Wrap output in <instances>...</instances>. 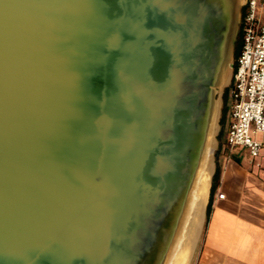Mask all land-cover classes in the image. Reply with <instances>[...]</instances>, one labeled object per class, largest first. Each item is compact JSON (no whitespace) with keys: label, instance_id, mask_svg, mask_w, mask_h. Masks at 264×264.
Masks as SVG:
<instances>
[{"label":"water","instance_id":"water-1","mask_svg":"<svg viewBox=\"0 0 264 264\" xmlns=\"http://www.w3.org/2000/svg\"><path fill=\"white\" fill-rule=\"evenodd\" d=\"M245 3L0 0V264L189 263Z\"/></svg>","mask_w":264,"mask_h":264},{"label":"crops","instance_id":"crops-1","mask_svg":"<svg viewBox=\"0 0 264 264\" xmlns=\"http://www.w3.org/2000/svg\"><path fill=\"white\" fill-rule=\"evenodd\" d=\"M225 135L226 130L211 212L193 264H264V150L251 159L245 149L227 148Z\"/></svg>","mask_w":264,"mask_h":264},{"label":"built area","instance_id":"built-area-1","mask_svg":"<svg viewBox=\"0 0 264 264\" xmlns=\"http://www.w3.org/2000/svg\"><path fill=\"white\" fill-rule=\"evenodd\" d=\"M240 36L228 88L224 144L245 149L256 159L264 150V0H246Z\"/></svg>","mask_w":264,"mask_h":264},{"label":"bare ground","instance_id":"bare-ground-1","mask_svg":"<svg viewBox=\"0 0 264 264\" xmlns=\"http://www.w3.org/2000/svg\"><path fill=\"white\" fill-rule=\"evenodd\" d=\"M206 171L207 172L203 176L202 181L199 185L197 197H196L194 204H193L194 205V214L192 217L191 226H189V228L187 230V234H186L185 239H184V242L180 246L172 264H188V256L187 255H188L189 248L192 246V244H190V242H191L190 239H192V237H193V241H194V238L196 235H198V231H199L200 226H201L202 209H203V206L205 204L207 189L209 186V177H210V173L212 171V166H210ZM194 229H196L195 233H194V231H192Z\"/></svg>","mask_w":264,"mask_h":264},{"label":"rangeland","instance_id":"rangeland-1","mask_svg":"<svg viewBox=\"0 0 264 264\" xmlns=\"http://www.w3.org/2000/svg\"><path fill=\"white\" fill-rule=\"evenodd\" d=\"M227 104H228V94H227L226 101L224 100V105H223V112L224 113L222 114V116H224V117H223V119H221V129H220V132L218 135L219 148L221 147L222 142H223V135H224V131H225V118H226V114H227V110H228ZM216 160H221V152L218 153V155H216L215 161ZM202 232H203V230H202ZM202 232L197 239V242H196L195 247H194L193 252H192L191 259H190L188 264H193L194 261L196 260L197 256H198V254H199L201 241H202Z\"/></svg>","mask_w":264,"mask_h":264},{"label":"trees","instance_id":"trees-1","mask_svg":"<svg viewBox=\"0 0 264 264\" xmlns=\"http://www.w3.org/2000/svg\"><path fill=\"white\" fill-rule=\"evenodd\" d=\"M240 46H241V36H240V33H239L238 40H237V43H236V54H235V58H236V56H237V54H238V52L240 50ZM227 94H228V89L224 93V100L225 101H226V98H227ZM223 117L224 116H222V119H223ZM219 150H220V148L217 150L216 155H218ZM219 174H220V170H219V167H218V162L216 160L215 171H214L213 179H212V186H211V191H210L209 202H208L207 209H206V218H205L204 227H206V224H207V222L209 220V216H210V212H211V203H212V196H213L214 184L217 182V180L219 178Z\"/></svg>","mask_w":264,"mask_h":264}]
</instances>
